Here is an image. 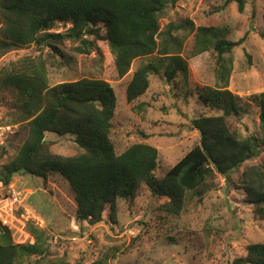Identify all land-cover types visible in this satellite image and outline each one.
Segmentation results:
<instances>
[{
	"label": "trees",
	"instance_id": "16d2710c",
	"mask_svg": "<svg viewBox=\"0 0 264 264\" xmlns=\"http://www.w3.org/2000/svg\"><path fill=\"white\" fill-rule=\"evenodd\" d=\"M175 2L0 0V58L31 46L38 49L35 57H24L0 71V95L8 91L12 97L10 125L27 126L23 144L6 163H0L5 188L18 174L43 182L56 175L74 195L75 220L94 226L103 222L105 213L108 221L115 223L118 202H132L144 191L163 198L166 212L179 214L188 201L197 198L200 202L217 176L228 179L246 162L260 158L259 164L244 169L239 183L247 201L264 209V91L246 98L258 109V125L255 132L245 135L236 120L250 106L241 105V99L227 90L232 70L228 55L242 40L229 42L218 28L196 29L191 56L208 51L216 54L215 89H209L202 100L214 114L192 121L199 143L160 181L155 176L159 160L155 147L138 143L116 154L111 141L116 97L109 83L81 79L49 86L48 68L58 66L56 58L67 64L59 46L66 40L77 42L76 50L90 55L97 51L98 40L104 41L114 56L113 69L119 78L129 72L133 61L149 58L132 74L125 92L127 103L143 96L150 75L159 73L178 97L185 88L177 87V82L188 76V63L181 56L184 38L179 36L186 27L176 22L161 27L168 7ZM231 2L243 11L244 0H224V4ZM261 22L264 27V13ZM60 24L70 27L64 33L52 32ZM46 133L73 136L82 152L71 157L53 153L52 143L44 138ZM6 154L7 147L0 148L1 160ZM26 231L33 242L14 243L10 230L0 222V264H40L49 256L46 231L32 222L26 224ZM93 264H107V260ZM231 264H264V244L248 245L245 256Z\"/></svg>",
	"mask_w": 264,
	"mask_h": 264
},
{
	"label": "rangeland",
	"instance_id": "374dc122",
	"mask_svg": "<svg viewBox=\"0 0 264 264\" xmlns=\"http://www.w3.org/2000/svg\"><path fill=\"white\" fill-rule=\"evenodd\" d=\"M244 2L242 12L235 2L224 4V0H176L168 7L161 27L170 22L186 27L180 30L179 36L184 38L181 56L188 63V76L177 82V87L185 88L178 97L159 73L150 75V85L143 96L132 104L127 103L125 92L132 74L149 58L136 59L129 72L119 78L113 69L114 56L107 44L98 40L97 51L90 55L79 53L77 42L66 40L59 46L67 64L62 58H56L58 66L48 68L49 86L81 79L109 83L116 97L111 128L116 154L138 143L155 147L159 152L155 176L160 181L199 143V133L192 121L200 115L214 114L202 100L209 89H215L216 54L208 51L191 56L198 27L221 29L222 36L229 42L242 40L228 55L232 70L227 90L241 99V105L250 106L247 113L236 120L241 132L246 135L257 130L258 109L246 98L264 91V27L261 22L264 0ZM69 27L60 24L52 32L64 33ZM37 54L35 46L9 52L0 58V71ZM0 96L4 122L12 124L11 94L6 91ZM26 132L25 124L16 125L15 133L7 138H10L5 146L7 156L0 159V163L13 157L23 144ZM44 138L52 143L51 151L57 155L71 157L82 152L73 136L46 133ZM260 162V158L246 162L228 179L217 176L204 198L200 202L197 198L188 201L179 214L166 212L162 208L163 198L144 191L132 202H118L115 223L109 222L105 213L103 222L94 226L75 220L74 195L56 175L43 182L18 174L12 178L11 187L27 198L18 209L9 202L0 203L8 225L0 222L8 227L17 244L33 242L26 231L28 222L46 231L49 256L40 264H93L98 259H106L107 264H231L234 259L245 256L248 245L264 244V209H256L247 201L239 183L244 169Z\"/></svg>",
	"mask_w": 264,
	"mask_h": 264
},
{
	"label": "built area",
	"instance_id": "2783aa9c",
	"mask_svg": "<svg viewBox=\"0 0 264 264\" xmlns=\"http://www.w3.org/2000/svg\"><path fill=\"white\" fill-rule=\"evenodd\" d=\"M15 128L16 126L10 125L4 122L3 116L0 112V148L6 146V144L8 143L10 139L9 138L7 140V138L8 136L13 135L15 133ZM5 193L8 195H6ZM5 195L6 197H8L7 200H4V198H6ZM0 197H4L0 199V203L9 202L12 207L18 206L17 209L22 208L24 201L27 198L26 196H24L23 193L16 192L15 190H13L11 185L5 188L1 180H0ZM3 213L5 214L4 208H0V221L3 224L8 225L7 220L4 219Z\"/></svg>",
	"mask_w": 264,
	"mask_h": 264
}]
</instances>
